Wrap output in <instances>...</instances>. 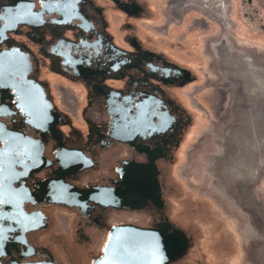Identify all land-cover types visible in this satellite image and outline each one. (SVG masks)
Instances as JSON below:
<instances>
[{"label": "flooded vegetation", "instance_id": "obj_1", "mask_svg": "<svg viewBox=\"0 0 264 264\" xmlns=\"http://www.w3.org/2000/svg\"><path fill=\"white\" fill-rule=\"evenodd\" d=\"M228 3L260 43L264 0ZM204 20L158 0H0V264H95L125 225L153 244L183 233L164 264L188 263L208 199L174 169L188 161ZM216 50L221 69H263Z\"/></svg>", "mask_w": 264, "mask_h": 264}, {"label": "rangeland", "instance_id": "obj_2", "mask_svg": "<svg viewBox=\"0 0 264 264\" xmlns=\"http://www.w3.org/2000/svg\"><path fill=\"white\" fill-rule=\"evenodd\" d=\"M158 1L165 16L175 9L205 16L200 45L205 62L196 69L198 78L189 91L196 108L188 161L174 169L175 179L188 185L192 198L208 199L207 210L200 211L204 218L197 215L194 251L186 264H264V33L256 34L257 44L240 25L234 29L228 0ZM209 20L214 24L210 29ZM218 47L263 69L252 63L243 64L246 69H221ZM219 88L225 100L218 114L214 103ZM247 184L250 193L244 198L251 202L246 204L240 196Z\"/></svg>", "mask_w": 264, "mask_h": 264}, {"label": "water", "instance_id": "obj_3", "mask_svg": "<svg viewBox=\"0 0 264 264\" xmlns=\"http://www.w3.org/2000/svg\"><path fill=\"white\" fill-rule=\"evenodd\" d=\"M153 235L129 225L114 229L109 236V247L95 264H164L184 253L187 238L183 233H174L166 240L157 234L154 244Z\"/></svg>", "mask_w": 264, "mask_h": 264}, {"label": "bare ground", "instance_id": "obj_4", "mask_svg": "<svg viewBox=\"0 0 264 264\" xmlns=\"http://www.w3.org/2000/svg\"><path fill=\"white\" fill-rule=\"evenodd\" d=\"M228 61V60H227ZM231 69V68H230ZM234 154V153H233ZM215 160V159H214ZM234 160V159H233ZM229 164V163H228ZM231 164V163H230ZM251 171V170H250ZM249 172V171H248ZM248 175H250V174H248ZM229 178H231V177H229ZM230 180V179H229ZM234 185V184H233Z\"/></svg>", "mask_w": 264, "mask_h": 264}]
</instances>
